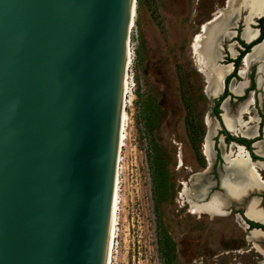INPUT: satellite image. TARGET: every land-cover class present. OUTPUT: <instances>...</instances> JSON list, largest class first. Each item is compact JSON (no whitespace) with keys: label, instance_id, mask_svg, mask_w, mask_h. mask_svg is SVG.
<instances>
[{"label":"water","instance_id":"1","mask_svg":"<svg viewBox=\"0 0 264 264\" xmlns=\"http://www.w3.org/2000/svg\"><path fill=\"white\" fill-rule=\"evenodd\" d=\"M136 1L0 0V264H110ZM231 6L264 17V1H226L198 44L217 39L218 65ZM253 191L241 203L263 213Z\"/></svg>","mask_w":264,"mask_h":264},{"label":"rangeland","instance_id":"2","mask_svg":"<svg viewBox=\"0 0 264 264\" xmlns=\"http://www.w3.org/2000/svg\"><path fill=\"white\" fill-rule=\"evenodd\" d=\"M226 1L137 0L112 264H264V238L248 239L250 230L242 201L230 203L229 213L215 216L190 211L191 200L202 203L212 191H220L218 181L225 169L221 161L216 170L214 165L206 170V120L211 117L216 128L221 126L211 114L218 97L205 92L206 77L199 70L193 40L201 32L202 24L225 7ZM232 9L234 6L218 21L225 20L228 26L240 28L234 37L239 41L244 15L245 20H252L262 13L247 14L243 10L228 17ZM223 38L219 36L224 47L220 61L225 65L231 40L222 41ZM255 90L256 104L245 115L246 120L253 111L258 110L261 118L264 113V103L260 101L264 90ZM212 140L213 136L211 149L215 157ZM148 152L154 160L158 158L159 166L150 167ZM258 171L264 179V167L258 166ZM196 172H204L203 178L195 175L191 182ZM154 174L163 179L158 186L154 184ZM206 179L212 183L205 194H189L190 187L199 188L207 183ZM186 181L190 183L184 193ZM251 190L264 195V189L248 191Z\"/></svg>","mask_w":264,"mask_h":264},{"label":"bare ground","instance_id":"3","mask_svg":"<svg viewBox=\"0 0 264 264\" xmlns=\"http://www.w3.org/2000/svg\"><path fill=\"white\" fill-rule=\"evenodd\" d=\"M252 1L253 4L258 3L256 0H244V3L249 4ZM136 8H137V1L135 2V11H134V21H133V27L136 25ZM235 10V9H234ZM232 10L228 17L233 16L235 14V11ZM254 14H263V11H260L258 9L253 10ZM260 16V15H259ZM227 17V18H228ZM234 17V16H233ZM246 17V16H245ZM250 18H247L246 21L248 22ZM251 21V20H250ZM206 23V22H205ZM205 23L202 24V27H205ZM233 23V22H232ZM231 24V22H230ZM202 32V30H201ZM199 32L194 40H193V52L198 57L197 64L199 66L200 72L204 74L205 77L208 78L206 81L208 85L205 87V92L208 96H212L214 94H218V92L221 91L223 87V82L225 80V76L230 68V65H222L218 66L216 63L219 52L216 50V44L217 39L216 38H209V41L206 42L205 47H203L200 50V53H198V44L202 38V34ZM246 37L250 38V36L247 35V31L245 32ZM216 41V42H215ZM257 56H263L264 55V45L261 46L256 50L254 53ZM252 56L246 58L245 62L251 60ZM133 61V52L132 48L130 50V60H129V69ZM215 64V65H213ZM248 68V67H247ZM261 70L264 71V63L261 65ZM244 71H242L243 73ZM129 70H128V79H127V89H126V99H125V107L127 103V95L129 92ZM264 77V76H263ZM260 80V79H259ZM264 80V79H263ZM234 85V84H233ZM235 88V87H234ZM212 89L215 91L212 92ZM237 89V88H235ZM224 113L223 117L227 124V126L235 131L236 124L234 121V118L231 115L230 108L226 105L223 107ZM250 119V118H249ZM126 122H127V112L126 108L124 109V122H123V136H122V147L124 145V140L126 138L125 129H126ZM206 124L208 125V132L206 135V141L204 143V153L206 155L207 160L209 161L208 168L211 167V137L214 134L216 122L209 117L206 120ZM246 124V123H245ZM239 129V128H238ZM245 134L248 136L252 134V127L247 126L244 129H241ZM261 144V150L259 152L262 154L264 153V143ZM235 146V145H234ZM121 147V150H122ZM260 149V148H259ZM233 150V149H232ZM232 152V151H231ZM233 156V155H232ZM258 166L264 167V163H254L251 161V158L249 156V152H247V149H245L244 146H239L238 153L236 155V158L232 159L228 157V163L221 173L222 181L224 188L226 190L225 193H221L217 191L210 199V201L206 203H198L196 201L191 200L190 201V211L194 212L195 214L201 215L203 213H208L212 216L223 214V208L231 203L232 200H236L238 202L242 201V197L250 189H264V179L262 178L261 174L258 171ZM120 169H121V159H120ZM120 175V170H119ZM203 178V174H200ZM205 178V177H204ZM208 180V179H206ZM193 179H191V182ZM188 181L184 182V193L189 188ZM210 183L207 181L205 184H201L200 187L196 186L195 188L190 187L189 194L193 195H203L205 192L209 189ZM120 201V176L118 181V193H117V204H116V216H115V227H114V235H113V243H112V252H111V260L110 264L113 263L114 259V249H115V237H116V224L118 221V206ZM259 200L254 198L253 200H250L248 204L245 205V212L246 216L249 218H252L254 220H257L259 222H264V212L263 213H257L254 210V206L258 205ZM248 239L249 240H256L259 241L264 238V231L254 229L252 231L248 232ZM259 248V246H258ZM263 254V253H262Z\"/></svg>","mask_w":264,"mask_h":264},{"label":"crops","instance_id":"4","mask_svg":"<svg viewBox=\"0 0 264 264\" xmlns=\"http://www.w3.org/2000/svg\"><path fill=\"white\" fill-rule=\"evenodd\" d=\"M250 3L252 4V1ZM245 16L241 20L242 31H241L240 37H241L242 40H244L245 42L248 43V42H251L252 40L256 39L260 35L261 31H260V28L258 27V25H259V22H258V19H257L258 17H254L251 20V22H247V21L244 20ZM243 30H244V33L242 34ZM246 31H247V35L250 36V38L246 37V35H245ZM237 33H238V31H233V33L231 34V36H232V38H230L231 43H230V46H228V48H227L228 53H226V56H229L232 59H235V58L238 57V55L240 53V49H244V46L239 41H237V40L235 41V39H234V37H236ZM232 40H234V41H232ZM247 55H249V56L251 55L252 58H251V60H249L247 62V64H246V62L244 63L243 60H242L240 68H239V76H240L241 79L238 80V79L235 78V79H232L230 81L229 90H230V92L232 93L233 96L229 95L223 101V102H225L223 107L226 105L227 107L230 108L231 115L234 118L235 124L237 125L236 126L237 130L233 131V130L230 129L228 131L234 136H239V137L240 136H247L249 139H254V138L260 137V126H261V122H262V118L260 117L259 113L257 112L258 111L257 107L254 108L257 111H253L252 114H249L250 115L249 116V118H250L249 120H246L244 117H245L246 114L250 113L249 112L250 108L255 107V104H256V94H255L256 90L255 89L264 90V80H263L264 79V77H263L264 76V71L261 70V66H260V72L258 71L259 65H263V63H264V55L263 56H257L255 54H251V52L247 53L246 56ZM225 65H230V68H229V70H228V72L226 74V76H227L228 74H230L233 71L234 63L233 62H227V63H225ZM242 71H244V72L242 73ZM253 72H255V87L251 86L252 85V77L251 76H252ZM259 75H261V76L258 78ZM234 87L237 88V89H235ZM250 88H251V94L249 93L248 97L245 98L243 101H239L236 98L238 96H243L244 94H246L247 89H250ZM223 91H224V82H223V87H222L221 91L218 92V94H214L211 97L217 98V97H219V95ZM237 100H238V102H237ZM260 101L261 102L263 101V103H264V94L260 98ZM232 104H237V105H232ZM234 106H236L235 107L236 109H234ZM222 111H223L222 112V115H223L224 110L222 109ZM216 121L219 122L218 119H216ZM219 124H220V122H219ZM220 126H221L220 128L219 127H217V128L215 127V131L216 132L214 131L215 134L212 135L213 136L212 144H213V142H215L214 150L216 151V155L214 157V151H213V149H211L210 150L211 151V166H212V164L215 166V164L217 163V150L215 148V145H216V139L215 138L217 137L218 141H219L218 146H219V148L221 150V155H222V159H223V162H224L223 166L225 168L227 163H228V157L233 159V157L235 155H237V153H238L239 146H244V145L235 144V143H232L231 141H227V135L221 133V130H223V126L221 124H220ZM247 126H251L252 127V134H250L249 136L247 134H245L241 130V129L246 128ZM263 131H264V128L262 127V137L258 141H255L252 144V146L254 148V152H256L255 154L264 156V153L261 154L259 152V150H261V144L260 143H264ZM229 142H231V143H229ZM225 146L227 148L226 151H224ZM245 149H246V147H245ZM256 163H261V162H256ZM262 163H264V162H262ZM210 168H208V169H210ZM222 172L223 171H221V173ZM220 176H221V174H220ZM208 182L210 183V187H211L212 181L208 180ZM218 186L220 188V192L222 193L223 188H221L220 179L218 181Z\"/></svg>","mask_w":264,"mask_h":264},{"label":"trees","instance_id":"5","mask_svg":"<svg viewBox=\"0 0 264 264\" xmlns=\"http://www.w3.org/2000/svg\"><path fill=\"white\" fill-rule=\"evenodd\" d=\"M258 22H259V25L258 27L260 28V35L255 39L253 40L252 42L250 43H247L245 42L244 40H242L240 38V36H238V40L240 41V43L244 46V49H241L240 50V53L238 55L237 58L235 59H232L230 58L229 56L227 57L226 61L227 62H233L234 63V69L233 71L226 76L225 78V88H224V91L223 93L217 98L215 99V102H214V106L212 107V115L213 116H216L219 120H221V110H220V105L222 103V101H224V99H226L229 95H232V93L230 92L229 90V84H230V81L233 79V78H236V79H239L240 76L238 74L239 72V68H240V65H241V62H242V59L243 57L251 51V49L258 43L262 42L264 40V17H261L258 19ZM238 32H240V28H238ZM252 87H255V72H253L252 74ZM239 100H243L246 98V95L244 96H238L237 97ZM264 116V115H263ZM221 133L223 134H226L227 135V141H232V140H236L238 141L239 143H242V144H245L250 150L252 149V147L250 146L255 140L257 139H260V137H257V138H254V139H248V138H244V137H237V136H234L232 135L224 126H223V130H221ZM216 145H215V148L217 150V163L218 162H221L223 161L222 159V155H221V150L218 146V138L216 137ZM148 155H149V160H150V167L153 169L154 168V165L156 164L157 166L160 165V161L158 160H154V157L152 156L151 153L148 152ZM253 158L254 159H260L259 156H256L255 154H253ZM264 159V158H262ZM217 163L215 164V170L217 168ZM215 173H217L215 171ZM153 179H154V184L156 186H158L157 184L160 182L162 183L163 182V179L160 177V176H157V174H154L153 176ZM162 187V185H161ZM247 222L249 224H251L252 227H261L264 229V225L263 224H260L258 222H255L253 220H250V219H247Z\"/></svg>","mask_w":264,"mask_h":264},{"label":"flooded vegetation","instance_id":"6","mask_svg":"<svg viewBox=\"0 0 264 264\" xmlns=\"http://www.w3.org/2000/svg\"><path fill=\"white\" fill-rule=\"evenodd\" d=\"M252 74H253V73H252ZM251 86H252V85H251ZM254 89H255V88H254ZM250 91H251V88H250V89H247L246 94H244V95H246V98L248 97ZM255 94H256V92H255ZM263 115H264V113H263ZM263 115H261V116H262V122H261V126H260V136H261V137H262V127H263V121H264V116H263ZM253 143H254V142H253ZM253 143H252V144H253ZM252 144L250 145V146L252 147L251 151L253 152V154H255V153H254V148H253ZM255 155L258 156L257 154H255ZM262 205L264 206V195L262 196ZM247 219H249V218H246V224H247L249 230H251L252 228H255V227H252L251 224H249V223L247 222ZM250 220H251V219H250ZM253 221H254V220H253ZM260 224H261V223H260ZM263 225H264V224H263ZM256 228H260V227H256Z\"/></svg>","mask_w":264,"mask_h":264}]
</instances>
